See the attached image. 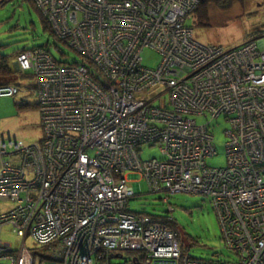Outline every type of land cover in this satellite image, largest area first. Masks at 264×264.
Returning a JSON list of instances; mask_svg holds the SVG:
<instances>
[{
	"label": "built area",
	"instance_id": "2783aa9c",
	"mask_svg": "<svg viewBox=\"0 0 264 264\" xmlns=\"http://www.w3.org/2000/svg\"><path fill=\"white\" fill-rule=\"evenodd\" d=\"M34 1L83 59L59 61L43 45L16 57L34 75L42 137L0 138V264H264V34L230 48L200 42L188 21L201 0ZM221 116L227 164L216 167ZM145 145L163 158L142 159ZM142 177L149 192L208 196L232 258L191 256L172 216L131 211Z\"/></svg>",
	"mask_w": 264,
	"mask_h": 264
},
{
	"label": "rangeland",
	"instance_id": "374dc122",
	"mask_svg": "<svg viewBox=\"0 0 264 264\" xmlns=\"http://www.w3.org/2000/svg\"><path fill=\"white\" fill-rule=\"evenodd\" d=\"M31 2L35 3L34 0ZM40 14L43 16L41 12ZM40 14L27 1L0 0V44L5 45L3 48L0 47V50L11 54L22 47L46 45L52 55L59 60L71 62L82 60V55L69 43L57 41L55 45L54 37L43 27ZM210 18L211 25L207 27L194 26L192 20L188 21V24L194 28L196 38L204 44L216 43L230 48L252 38V34L254 36L264 34V3L260 0L235 2L228 8L213 6L210 9ZM15 56L14 58L17 57ZM142 57L143 64L148 67H156L160 62L159 54L150 49H145ZM13 66L16 71L19 70L16 59ZM18 77L20 91L12 96L0 95V138H11L31 144L42 137L40 104L34 92V75L32 78ZM163 96L167 97V94ZM154 103L158 104V101ZM191 116L201 124L211 119L210 116L204 115ZM212 123L217 153L209 157L207 162L211 166H225L228 139L225 130L230 127V123L224 116L213 119ZM141 157L144 160L153 157L161 159L163 154L158 145H145L141 151ZM140 182L141 193L131 197L128 203L131 211L156 216H172L179 233L180 245L183 251L191 256L201 259L230 256L222 238L218 215L208 196L191 192H149L143 177ZM129 185L133 186V182H129ZM165 198L168 200L165 201ZM1 204L4 209H7L12 207L14 202L5 200ZM2 236L14 247H19L21 244V238L9 227L4 229ZM27 246L37 248L38 252L41 250V246L35 245L32 239L27 240ZM114 261L118 262L119 258L115 257Z\"/></svg>",
	"mask_w": 264,
	"mask_h": 264
},
{
	"label": "trees",
	"instance_id": "16d2710c",
	"mask_svg": "<svg viewBox=\"0 0 264 264\" xmlns=\"http://www.w3.org/2000/svg\"><path fill=\"white\" fill-rule=\"evenodd\" d=\"M29 2V4L32 5V7L38 11L40 14V9L38 6L35 5V3L31 2L32 0H23ZM235 2H245V0H201V3L198 5L196 8L195 12L193 13L192 16V22L194 26H202V27H207L210 26L211 24V18H210V9L213 6L216 7H222V8H228L235 4ZM244 4V3H242ZM41 20L43 22V27L45 30L50 31L51 36L55 37L47 19L43 17L40 14ZM191 21V20H190ZM192 26V25H191ZM254 37V34H252ZM250 38V37H249ZM55 45H57V41L55 40ZM5 45L0 44V47H4ZM37 46V45H36ZM46 46V45H43ZM29 48L27 47H22L21 49L17 50L15 53L7 54L4 53L2 50H0V86H5V85H14L18 86L20 85L19 77H30L32 78V71L31 70H18L14 68V61L16 58L14 56L20 54L21 52H24L28 50ZM50 51V50H49ZM15 56V57H16ZM59 60V59H57ZM59 61H64V62H69L72 63L71 61H66V60H59ZM213 125V124H211ZM211 127V131H212ZM213 132V131H212ZM163 217H166L167 215H162ZM170 225L173 226L176 229V224L175 220L173 218L172 221H170ZM229 252V251H228ZM232 256H229L226 258L227 260L231 259Z\"/></svg>",
	"mask_w": 264,
	"mask_h": 264
},
{
	"label": "water",
	"instance_id": "95a60500",
	"mask_svg": "<svg viewBox=\"0 0 264 264\" xmlns=\"http://www.w3.org/2000/svg\"><path fill=\"white\" fill-rule=\"evenodd\" d=\"M15 65H16V63H15ZM17 70H18V67H17Z\"/></svg>",
	"mask_w": 264,
	"mask_h": 264
},
{
	"label": "clouds",
	"instance_id": "9594fccd",
	"mask_svg": "<svg viewBox=\"0 0 264 264\" xmlns=\"http://www.w3.org/2000/svg\"><path fill=\"white\" fill-rule=\"evenodd\" d=\"M177 230V229H176Z\"/></svg>",
	"mask_w": 264,
	"mask_h": 264
}]
</instances>
